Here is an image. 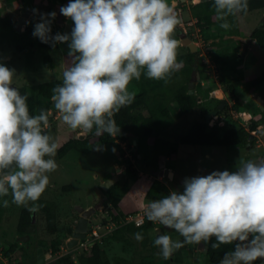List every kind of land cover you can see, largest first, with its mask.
<instances>
[{
	"label": "clouds",
	"instance_id": "1",
	"mask_svg": "<svg viewBox=\"0 0 264 264\" xmlns=\"http://www.w3.org/2000/svg\"><path fill=\"white\" fill-rule=\"evenodd\" d=\"M213 4L225 30L231 27L229 16L248 9V0H213ZM37 11L25 17L31 19ZM60 13L73 21L70 33L51 34L55 12L41 14V22L34 25L32 33L52 47L68 44L70 65L62 73V82L52 89L54 108L63 123L79 129L81 135L91 133L92 137L94 131L96 136L107 133L116 137L120 126L114 116L135 99V92L128 89L132 80H139L143 73L148 79L167 82L181 67L182 61H177L180 42L173 36L180 23L178 15L168 0H70ZM15 74L14 69L0 63V197L11 192L13 204H31L29 210L36 211L35 202L46 190L49 174L58 168L55 156L59 145L44 131L49 112L42 109L38 115H30L27 95H21L13 85ZM216 117H211L210 124ZM114 142L124 144L123 149L128 146L120 140ZM132 147L136 150V140ZM3 206H9L7 199ZM106 210L99 204L97 217L88 222L84 242L74 249L65 248L63 243L61 249L68 253L91 246L94 242H88V231L92 224H98L93 219ZM145 215L184 238L173 240L162 234L154 239L153 245L164 259L185 244L207 243L215 237L213 248L239 242L220 264H253L264 258V160L241 161L234 172L213 171L207 176L185 178L183 192L173 190L152 200ZM133 235L138 242L144 238L140 232ZM55 254L56 259L61 256Z\"/></svg>",
	"mask_w": 264,
	"mask_h": 264
},
{
	"label": "trees",
	"instance_id": "2",
	"mask_svg": "<svg viewBox=\"0 0 264 264\" xmlns=\"http://www.w3.org/2000/svg\"><path fill=\"white\" fill-rule=\"evenodd\" d=\"M4 9L0 11V45L12 44L18 53L26 55V71L27 74H34L40 68L33 63V52L36 50L58 51L61 49L62 44H56L52 47L51 44L42 43L38 38L32 35L35 24H26L21 29L15 28V17L9 13L5 14L10 0H1ZM19 5L31 6L33 0H18ZM7 5V6H6ZM192 15L196 18V26L199 28L203 39L208 41L210 34L214 27L220 25L221 21L217 19L213 0L200 1L191 3L190 5ZM257 9H264V0H248V9L246 12L238 13L235 16H229L228 22L231 27L228 29L230 34H239L238 15H245ZM60 28L58 22L51 23V34L59 33ZM180 28L176 27L173 34L175 39H179L177 32ZM217 35L215 34V37ZM251 38L259 47H264V28H257L252 31ZM213 38V37H211ZM209 45L215 50L212 52L213 60L217 63V72L220 84L226 85L227 90L231 93L234 103L232 106L225 105V107L218 111L217 117L212 118L213 124L206 119V114L212 109H203L199 100L194 94L188 93V83L192 76V72L196 73L198 80L208 78L207 64L202 62L199 55V50L191 52L186 47V53L177 56V61L181 62L179 70L172 73L167 82L163 80H153L146 78L143 73L139 80L133 79L130 84L137 87L135 92V99L133 103L127 107L122 108L114 119L116 124L120 126V133L114 137L109 136L107 133L96 136L93 131L94 141H89V137L84 140L70 138L57 150V156L62 158L70 150L87 154L91 151H96L100 147H110L115 140H120L129 145V139L133 137L136 140V150H132L134 162L129 163V166L124 168L123 172L129 177H135L142 171L143 174L154 176L152 184L146 193V198L149 200L160 199L170 193V189L157 178L154 172L162 167L160 162L162 158H169L177 154L179 146L194 145V146H208L214 148H235L245 147L248 135L250 132H258L259 127L264 125V112L259 120L250 118V124H240L229 113L238 112L240 109V100L235 93L237 83L245 80L243 70L240 68L242 58L238 57L239 45L231 40L223 41L222 38L214 39ZM63 52L68 56V44L65 45ZM40 66L44 68L54 69L56 60L53 56L46 54L42 57ZM30 71V72H29ZM29 77H31L29 75ZM62 82V79L56 80H39L38 82H28L22 86L15 87L20 91L21 95H27V104L29 107L30 115H38L40 111L47 110L49 112L48 127L44 129L47 134L54 130L53 116H55V108L51 101L52 89ZM264 83V72L247 82L244 85L243 92L251 93V88H257ZM236 95V96H234ZM215 98V97H214ZM216 99V98H215ZM218 104V100L216 99ZM216 108V105L214 106ZM229 109L231 110L229 112ZM197 115L196 119L188 130L179 135L174 140L170 141L163 138V135L175 127H177L182 120L189 115ZM59 116L56 118L58 120ZM223 123L222 125H220ZM80 130L78 129L77 132ZM167 178V177H166ZM64 192L71 190V186H65ZM128 182L126 180H117L112 183L104 192L103 207H107L102 218L96 223L100 224V231L106 229V225L113 223L115 227L110 233L102 236L100 240L95 241L91 246L83 247L77 250L70 251L64 255L58 256L55 264H123L126 259L113 258L110 260L107 254L106 246L107 240L111 239L122 245V249H134L135 252H140L143 259H149L143 264H178L184 260V250L188 244H185L173 254L164 259L160 256L159 249L154 247L153 241L157 237H151V232L161 224L153 223L148 219L143 225L137 226L134 223H126L125 217L128 214L119 209V202L126 194ZM180 192V191H178ZM58 199L48 198L43 193L37 201V222L40 220L43 224V230H46L48 237L39 238L40 244L46 247H51L54 253H58L64 243L66 236L72 232L71 225L65 228V233H59L58 224L59 218V205L56 202ZM0 207V220H1ZM74 211V210H73ZM75 214H67L71 216V223L74 224V219L78 218L76 211ZM32 211L29 208H23L19 212V234H23L27 226L31 222ZM100 216V215H99ZM66 217H64L65 219ZM74 218V219H73ZM99 218V217H98ZM140 232L143 234V240L138 242L134 238V233ZM184 239V238H183ZM181 239L180 241H183ZM216 243V238L212 237L207 243H204L205 254L208 264H220L224 255L230 251L235 250L236 242L232 244H221L218 248H213L212 245ZM141 246L139 251L137 248ZM23 249V248H22ZM11 248L4 250V256L9 257ZM77 255V257H76ZM74 256L76 260H74ZM142 259V260H143ZM123 261V262H122ZM122 262V263H121ZM35 260L31 259L29 264H34ZM253 264H264V261L257 259Z\"/></svg>",
	"mask_w": 264,
	"mask_h": 264
},
{
	"label": "rangeland",
	"instance_id": "3",
	"mask_svg": "<svg viewBox=\"0 0 264 264\" xmlns=\"http://www.w3.org/2000/svg\"><path fill=\"white\" fill-rule=\"evenodd\" d=\"M185 1L184 4H181L180 0H168V3L178 15L180 20L178 25L188 34V38L196 42L202 62L208 66L206 69L209 75L208 78L204 80L197 79L194 88V95H196L195 97L199 100L201 108L213 110L217 103L214 98V93L219 90L222 85L218 78L217 63L213 60L212 56V52L215 49L212 48L209 43L214 39L222 38L223 41L231 40L239 45L238 57L242 58L240 68L243 70L245 76L243 82L237 83L234 93L239 97L241 107L238 112H233V115L231 113L229 114L237 120L238 123L244 125L249 118L259 120L262 117V112H264V83L257 88H251V93H244L242 87L246 85L249 80L260 76L264 72V47H259L255 41L248 43V39L251 37L250 35L253 30L264 28V9H257L245 15H238V35L230 34L227 32L228 29H222L220 25H218L209 32L210 36L213 38L209 37L208 41H205L199 28L195 25L196 18L191 12L190 5L193 3V0ZM34 3H36L34 9L38 11L35 14L33 12L32 18L28 21V24L41 22V14L51 13L59 8L56 0H34ZM8 4L5 14L9 13L12 17L16 18L19 14L20 6L18 0H10ZM3 9L4 5L0 0V11ZM61 16L62 18L59 22L56 15L58 27L60 28L59 33H70L74 27L73 21L70 18L64 17L62 14ZM52 22H56V20ZM215 34L217 35L216 37ZM61 44L62 47L58 51L38 49L36 52H33V63L40 69L34 74H29L31 77L25 72L26 55L18 53L12 44L0 45V63L15 70L16 74L13 77V84L17 86H22L28 82H38L39 80L62 79V73L65 68L70 65V60L63 52L67 43ZM245 44H248V47L242 52ZM177 53V56L185 54L186 47L180 44ZM46 54L55 58L56 66L54 69L40 66L42 57ZM128 89L132 92L137 91V87L134 84H129ZM258 99H261V102H259ZM233 103L234 99L228 102L229 106H232L231 104ZM230 111L229 109V112ZM243 114L249 115L250 117L245 119L243 118ZM58 116L59 118L57 120L56 118ZM196 119H198L197 115H189L182 120L177 127L169 130L167 134L163 135V138L170 141L174 140L179 135L185 133ZM53 122L55 123L53 124L54 130H51L49 135L56 140L59 145L58 148L70 140V138L74 139V136L78 134V129L73 130L63 123L60 114L56 110L55 116H53ZM212 123L214 122L212 121ZM222 124L223 123L220 125ZM253 134L254 136L251 143L245 147L214 148L181 144L177 154L169 158L163 157L160 162L162 168L173 172V178L170 179L162 176H157V178L162 180V183L170 189V192L173 190L183 192V181L185 178L207 176L213 171L228 170L234 172L237 170V166L241 161L251 160L259 162L264 160V126L259 132H254ZM88 139L91 142L94 141L93 137H89ZM129 143L126 149H123L124 144L121 146L119 142H115L114 146L100 147L96 151H91L87 154L76 150H70L62 158L58 157L56 153L55 160L58 164V168L55 172L49 174V184L44 194L48 198L52 197L53 199H58L56 202L59 205L60 212V221L58 224L59 233H65V228L71 225V216L68 217L67 214H75V206L88 207L94 204H101L103 202L105 190L117 180H126L128 182L127 192L119 202V209L124 213L144 210L147 204L151 202V200L146 198V193L152 184L154 176L142 174L143 172L139 171L137 176L129 177L125 172H121L120 170L129 166V163L134 162L133 153L129 150L130 147L132 150H135L134 147H132V145H134L133 137L129 139ZM65 186H71V190L64 192L63 187ZM5 199L9 201V206L2 213L6 215L12 213V215L10 214L9 218H7L10 222L6 221L5 229L1 231L0 235V240H2L1 244L3 243L2 246L5 247L4 249L8 248L10 242H13L10 236H12V234L14 236V231L18 230L16 225L19 219V212L25 207L14 204L15 208H13L14 205L12 204L11 193L6 197H2V201ZM0 205V207H3L2 203H0ZM32 206L33 205L30 204L25 208H30ZM35 206H37V202H35ZM64 217L66 218L64 219ZM101 218L102 216L100 215L97 220H93L97 222ZM111 230L109 231L111 232ZM34 233L35 234L29 242V248H33L32 246H34L36 242H40L39 238L44 239V237H48L46 230H43V224L40 220L37 222V230ZM162 234L170 235L173 240L180 241L183 239L178 233L166 229L163 225L157 226L155 230L151 232V237ZM107 241V245L104 246H106L108 257L112 261L113 258L122 257L126 259L123 264H143V262L149 260L143 259L140 256V252L137 253L134 249L128 248L126 250V247L123 245L125 248L124 251L120 243L111 239ZM19 246L23 248L24 253H21V255L19 253L17 258L19 259L21 256L20 260L22 263H25V261L27 262L28 259L31 260V256L27 253L29 252L28 249H26L23 244L21 245L19 243ZM137 249L144 252L141 246ZM203 249V247L199 249V244H188L183 252L184 260L182 263L178 264H208ZM65 253H67V250L61 249V251H59V255H64ZM76 257L74 256V260H76ZM157 264L162 263L157 262Z\"/></svg>",
	"mask_w": 264,
	"mask_h": 264
},
{
	"label": "water",
	"instance_id": "4",
	"mask_svg": "<svg viewBox=\"0 0 264 264\" xmlns=\"http://www.w3.org/2000/svg\"><path fill=\"white\" fill-rule=\"evenodd\" d=\"M182 2L185 0H181ZM200 1H207V0H195L194 2H200ZM24 10V9H22ZM29 10H26V13L22 14V17H20L19 23H22V18L27 16L29 14ZM58 20L59 22L61 21V14H58ZM179 42L182 46H185L187 48L190 49L191 52H196L197 50V44L196 42H193L190 38H188L186 36L185 33L179 32ZM253 39L249 38L248 39V43L252 42ZM248 47V44H245L243 46V50L242 52H244ZM196 73L193 72L190 82L188 84V93L189 94H194V88L196 85ZM14 87V86H13ZM223 91L225 92V96L227 97V99L231 100V96H230V92L227 91L226 86L222 85L220 90H217L215 92V97L217 99H219V104L218 106L212 110L211 112L207 113L206 115V119L209 121L211 119V117H216L218 111L222 110L224 108V106L227 104V99L224 98V94ZM259 102H261V99H258ZM243 118H249V115L244 114ZM247 124L249 125L250 122L248 121ZM91 133L88 135H81L80 132H78V134L76 136H74V139H79V140H84L86 137H90ZM253 138V134H250L248 136V141H247V146L251 143ZM156 175L158 176H162V177H167L172 179L173 178V172L165 169V170H160L155 172ZM99 207V205H94V206H89L87 208H84L82 206H75V211L78 213V219L74 222V226H73V232L71 233L70 236H68L65 241H64V246L67 249H74L77 246H79L80 243L85 241V237H86V232L88 230V222L90 220V218H96L97 214H96V209ZM35 230V214L32 215V219H31V224L29 225V227L26 229V233L24 236L19 237V241H23V242H27V240L29 239V233ZM202 247L204 248V252H205V247L203 243L199 244V249H202ZM39 255V253H38ZM43 258L38 256L37 259V264H42Z\"/></svg>",
	"mask_w": 264,
	"mask_h": 264
},
{
	"label": "flooded vegetation",
	"instance_id": "5",
	"mask_svg": "<svg viewBox=\"0 0 264 264\" xmlns=\"http://www.w3.org/2000/svg\"><path fill=\"white\" fill-rule=\"evenodd\" d=\"M70 2V0H56V2H57V4L59 5V8L57 9V10H54L53 12H55L56 13V15L58 16V14H61L60 13V8L62 7V6H66L69 2ZM19 2V1H18ZM35 5H36V3H34V0H33V2H32V5L31 6H23L22 4H20V6H19V14L16 16V18H15V27L19 30L20 28L22 29L23 27H24V25H26L27 23H28V21L30 20V17L29 18H27V17H23L21 20H22V23L23 24H21V25H19V24H17L18 23V20L20 19V17H22V15L21 14H24V13H26V10H29L30 12L32 11V10H34V8H35ZM22 9H24V10H22ZM20 15V16H19ZM55 20L57 21V18H55ZM177 27H178V25H177ZM181 28V27H180ZM181 31H182V33L184 32L182 29H181ZM180 32V31H179ZM179 32H177V34L179 33ZM186 34V33H185ZM186 36L188 37V34H186ZM190 82V81H189ZM189 84V83H188ZM221 85H223V84H221ZM223 94H224V98H226L227 99V97L225 96V92L223 91ZM218 100V104H219V99H217ZM232 100H233V97H232ZM231 100H229V99H227V104L226 105H228V102H230ZM218 104H216V107L218 106ZM264 125L262 124L260 127H259V129L260 128H262ZM11 192H9V194H10ZM0 203H2L3 204V201H2V197H0ZM13 204V203H12ZM14 205V204H13ZM1 206V205H0ZM2 208V210H1V212H3L4 210H6L7 209V207H1ZM13 208H15V205L13 206ZM33 212H35V214H37L36 213V211H32V214L31 215H33ZM10 214L12 215V213H9L8 215H6V214H4V213H1V220H0V235H1V231H4L3 229H5V224L7 223V222H10L7 218H9V216H10ZM32 217V216H31ZM74 219V218H73ZM76 219H74V221H75ZM7 221V222H6ZM5 222V223H4ZM30 224H31V222H30ZM29 224V225H30ZM18 225H19V219H18V222H17V227H18ZM73 226H74V224H71V227L73 228ZM7 227V226H6ZM29 226H27V228H28ZM26 228V229H27ZM17 229V228H16ZM26 229H25V232L23 233V234H19V231L17 230V231H14V236H13V234H12V236H10L11 237V239L13 240V242H10L9 244H8V248L10 249L11 248V252H10V254H9V257H5L4 256V248L5 247H3L2 246V244H1V242H2V240H0V263L1 264H29V262H30V259H28V261L26 262L25 261V263L23 262L22 263V261L20 260V257H19V259L17 258V255L20 253V255H21V253H24V251H23V249L19 246V243L22 245H24V247L26 248V249H28V251L29 252H27V253H29V255L31 256V259H34L35 260V263L34 264H37V259H38V256L39 257H41V258H43V263L42 264H55V260H56V258L55 257H57L56 256V254L52 251V249H51V247H46V246H43V245H41L39 242H36L35 243V245L34 246H32L33 248H29L30 247V245H29V242H30V240H31V238L33 237V235L35 234L34 232H36V230H37V220H36V224H35V230L34 231H32V232H30L29 233V239L27 240V242H19V237H21V236H24L25 235V233H26ZM72 232H73V230H72ZM72 232H70L69 233V235H71V233ZM68 235V236H69ZM25 249V250H26ZM17 251V252H16ZM38 253H39V255H38Z\"/></svg>",
	"mask_w": 264,
	"mask_h": 264
},
{
	"label": "built area",
	"instance_id": "6",
	"mask_svg": "<svg viewBox=\"0 0 264 264\" xmlns=\"http://www.w3.org/2000/svg\"><path fill=\"white\" fill-rule=\"evenodd\" d=\"M146 212V207L144 208V210H140L135 214H128L125 217V222L126 223H134L137 226L143 225L144 222L147 220V217L145 215ZM157 224V223H155ZM100 224H92L89 231H88V242L91 244L92 242H95L97 240H100L102 236H104L105 234H107L108 232H110L109 230H111L114 225L113 223H109L106 225V229L104 231H100ZM107 231V232H105ZM251 239V236H250ZM236 243H239L238 241H236ZM260 260L264 261V258H260Z\"/></svg>",
	"mask_w": 264,
	"mask_h": 264
},
{
	"label": "crops",
	"instance_id": "7",
	"mask_svg": "<svg viewBox=\"0 0 264 264\" xmlns=\"http://www.w3.org/2000/svg\"><path fill=\"white\" fill-rule=\"evenodd\" d=\"M162 181V180H161Z\"/></svg>",
	"mask_w": 264,
	"mask_h": 264
}]
</instances>
